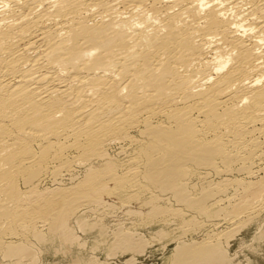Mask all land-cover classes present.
Instances as JSON below:
<instances>
[{
    "label": "bare ground",
    "instance_id": "6f19581e",
    "mask_svg": "<svg viewBox=\"0 0 264 264\" xmlns=\"http://www.w3.org/2000/svg\"><path fill=\"white\" fill-rule=\"evenodd\" d=\"M106 179L146 196L144 224L183 220L155 232L176 230L168 264H223L259 217L263 238L264 0H0L1 264L82 246L73 216L94 250L136 253L80 211L111 207Z\"/></svg>",
    "mask_w": 264,
    "mask_h": 264
},
{
    "label": "rangeland",
    "instance_id": "374dc122",
    "mask_svg": "<svg viewBox=\"0 0 264 264\" xmlns=\"http://www.w3.org/2000/svg\"><path fill=\"white\" fill-rule=\"evenodd\" d=\"M66 177H67V175L65 174L63 178H66ZM102 183L104 184V186H108V190L104 191L101 194V198L106 203L111 204V207L103 205V204H99L100 207H99V205H92V206H95L93 208L91 205H89V207H88L87 206L88 204H86V205H83V207L82 206L80 207V209H81L80 211L84 210V217L87 218L86 220H88V221L90 220L91 222H94L95 221L94 219H97L96 220L97 222H101V223L106 224V226H107L106 228L107 229L109 228L107 233H108V238H110L109 239L110 241H112V239H114V237H115L114 240L118 239V233H117L118 231L124 235H126V233L128 234V233H132V232H137V234L136 233L129 234V235H132V236H130V239H131V237H133L134 243H137V245L133 243V245H136V247H135L136 248L135 250H137L136 253L133 251L128 252L129 250H126V249H125V251H124V249H121V250H115V252L113 250L114 253L111 252V254H110V252L108 251V249L111 251V249H110L111 243L110 242H109L110 246L109 245H108V247L106 246L107 250H106V248L104 250L100 249V248L94 250L93 248H91L92 247L91 245L93 244L92 237L90 238L89 234H87V233L85 234L84 232H81L82 230L81 229L79 230L78 227L75 226V223H76L74 220L75 216H73V217H71L72 219L71 218L69 219L68 224L70 222L69 225L75 230L74 233L75 234L77 233L76 235L79 236L78 238H80L81 241L83 240V242L84 243L86 242V243L84 244L83 242H80L81 244L83 243L82 246H80L81 244L78 245L80 247L73 246L72 248H68V247L65 248L64 247L65 245L64 246L61 245L60 247H62V248L59 247V249H58V245H55L56 248L54 247V249H52L51 247H49L48 249H44V250L41 249V251L39 253H37L35 256V258H37V260L34 264H37V263L38 264H47V263L71 264V259L74 258L73 256L75 255V251H78L79 254L82 255L83 257H94L95 256V258H97L100 262L102 261V262H106L108 264H168V257L170 256L171 250L175 245V240L173 239V236H175V231L177 230V228H179V225H177V224L183 220L179 219L180 220L179 221L178 219H173L172 217L170 219V217H169V218H167V220L162 221L158 218L151 225L147 224L148 225V227H147V225L144 224V222H143V218L146 216V214L148 212V208H149L148 205H146L144 203V198L146 196L140 195L134 199L128 198V197L126 198L123 195H120V194L113 191V188H114V182L113 181L106 179ZM102 205L105 207H103ZM96 206H98L99 208H97ZM103 208H106V209H103ZM111 208H113V209H111ZM91 209H93L94 211L93 210L89 211ZM127 211H129L130 213L133 211L136 214H134L132 212L130 215V213ZM138 211H139V213H138ZM140 212L142 213V215ZM263 213H264V208H263L262 214ZM132 214H134V216ZM137 214H139L138 215L139 217L137 216ZM184 218H185V221H189L191 217H189L188 215H184ZM257 219H259V220L256 221V219H255L253 221H249L246 224L242 225V227H239L240 229L238 228L239 230L236 233H234L235 235L230 237L231 239L228 238L227 243H226V245H227L226 250L227 249L228 250L226 253L227 255H225L223 264H264V236H263V238L257 237L260 235V230L258 229V228H260L259 224H261L263 221H261L262 217L261 218L259 217ZM140 220L142 222H141V224H138V223H140L139 222ZM170 220H172L175 223L178 221V223H176L177 227L174 226V223L172 221L170 224ZM255 222H258L259 224L257 225V223H255ZM142 223L144 225H146L147 228ZM166 223H169L170 225L166 224ZM163 225L166 226L165 227L167 229L166 231H168L172 227L176 228V230L174 229V231L171 229L172 231H169V233H168V234H171L172 232H174V234L172 233L173 236L167 235L166 238L165 237L161 238L160 236L159 237L156 236L157 235V233H155L156 230H158L161 227H164ZM204 227H205V228H203L204 230L200 229L203 233L201 231L199 232V230H198L199 235H198L196 230L195 231L194 230H188V232L186 231L187 233L184 234V238H186L185 240L188 241V239L193 238L192 240L195 239V241H197V239L199 238L198 241H201V239L204 237L203 236L204 231L208 228L206 225ZM255 227H256V229H255ZM126 229L129 231L127 232ZM112 230H114V231H112ZM138 233H140L142 236ZM53 234H54V232H53ZM113 234H115V235L113 236ZM116 234H117V237H116ZM254 235H255V237H254ZM54 236L55 235L50 236V238L53 237L52 238L53 240L51 239L52 241H54L56 239ZM120 236L121 235H119V237ZM168 236H170V237H168ZM196 236H197V238H195ZM198 236H201V237H198ZM134 238H135V240L137 239L136 242H135ZM140 238H141V240H140ZM58 239H59V241L63 240V238H61V235L59 236ZM172 239H173V242H172ZM29 240L33 241L32 239H29ZM55 250H57L58 253ZM107 252L110 254L109 256L106 255V254H108ZM26 258L25 257H24V259L22 258L23 259L22 261L24 263H25V261L28 263V261L30 262L32 260L30 258H28V260H27ZM213 259L217 261L216 258H213ZM1 260L2 259H0V264L7 262L6 259L5 260L3 259V261H1ZM225 260H226V262H225ZM233 260H234V262H233ZM230 261H231V263H230Z\"/></svg>",
    "mask_w": 264,
    "mask_h": 264
}]
</instances>
